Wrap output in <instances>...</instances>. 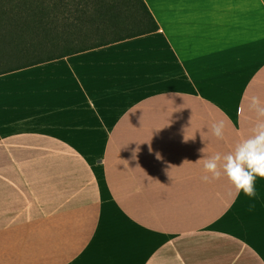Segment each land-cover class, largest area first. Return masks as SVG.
Instances as JSON below:
<instances>
[{
	"label": "crops",
	"instance_id": "crops-1",
	"mask_svg": "<svg viewBox=\"0 0 264 264\" xmlns=\"http://www.w3.org/2000/svg\"><path fill=\"white\" fill-rule=\"evenodd\" d=\"M142 2L0 60V264H264V0Z\"/></svg>",
	"mask_w": 264,
	"mask_h": 264
},
{
	"label": "trees",
	"instance_id": "trees-1",
	"mask_svg": "<svg viewBox=\"0 0 264 264\" xmlns=\"http://www.w3.org/2000/svg\"><path fill=\"white\" fill-rule=\"evenodd\" d=\"M149 16L142 0H0V60Z\"/></svg>",
	"mask_w": 264,
	"mask_h": 264
},
{
	"label": "rangeland",
	"instance_id": "rangeland-1",
	"mask_svg": "<svg viewBox=\"0 0 264 264\" xmlns=\"http://www.w3.org/2000/svg\"><path fill=\"white\" fill-rule=\"evenodd\" d=\"M222 126H224V125H221V127ZM215 134H217V133H215ZM221 136L223 138H225V139L227 138L228 143H230V140H232V136L230 135V131H229V129H227V127H226L225 131H222V135ZM257 137H258V139L260 141L259 143H264V141H261V140H264V132H259V133L254 132L253 134L251 132L244 133V141L245 142L242 145V151H241L243 154L245 153V150L248 149V148H246L245 143H256V141L255 142L254 141L251 142V141L254 140V139H257ZM233 156H235V154Z\"/></svg>",
	"mask_w": 264,
	"mask_h": 264
}]
</instances>
